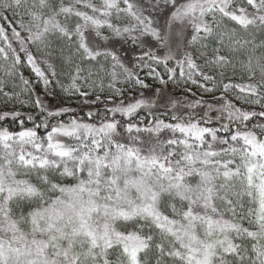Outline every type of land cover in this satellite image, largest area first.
Segmentation results:
<instances>
[{
	"label": "snow or ice",
	"instance_id": "6c2138e0",
	"mask_svg": "<svg viewBox=\"0 0 264 264\" xmlns=\"http://www.w3.org/2000/svg\"><path fill=\"white\" fill-rule=\"evenodd\" d=\"M0 264H264V0H0Z\"/></svg>",
	"mask_w": 264,
	"mask_h": 264
},
{
	"label": "trees",
	"instance_id": "16d2710c",
	"mask_svg": "<svg viewBox=\"0 0 264 264\" xmlns=\"http://www.w3.org/2000/svg\"><path fill=\"white\" fill-rule=\"evenodd\" d=\"M25 74H26V75L28 74V73H27V70H26ZM24 111H26V112H27V111H28V109H25Z\"/></svg>",
	"mask_w": 264,
	"mask_h": 264
}]
</instances>
